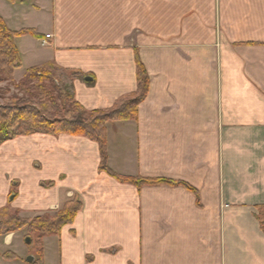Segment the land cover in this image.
<instances>
[{
	"label": "crops",
	"instance_id": "0c3cea01",
	"mask_svg": "<svg viewBox=\"0 0 264 264\" xmlns=\"http://www.w3.org/2000/svg\"><path fill=\"white\" fill-rule=\"evenodd\" d=\"M0 17L37 35L16 39L14 81L49 63L78 72L75 99L89 112L136 92L137 51L149 91L135 122L106 126L108 167L185 185L118 183L84 137L4 143L0 156L13 144L8 176L21 182L11 211L82 204L46 237L58 244L55 264H264V0H0ZM23 167L32 178L19 176ZM5 254L0 264H13Z\"/></svg>",
	"mask_w": 264,
	"mask_h": 264
},
{
	"label": "trees",
	"instance_id": "16d2710c",
	"mask_svg": "<svg viewBox=\"0 0 264 264\" xmlns=\"http://www.w3.org/2000/svg\"><path fill=\"white\" fill-rule=\"evenodd\" d=\"M6 1L14 3L16 0ZM25 35L37 37L33 30L11 31L0 17V85H7L0 86V99L3 101L0 104V146L18 137L36 134L84 137L98 144L99 170L118 183L132 184L137 187L184 185L165 179L124 177L114 173L108 167L106 126L116 122H135L138 118V107L149 91L150 78L137 51L134 53L136 92L120 99L110 110L89 112L75 99L74 80L84 77L78 72L64 70L49 63L26 70L18 82L14 81V72L21 67L16 39ZM8 85L13 86L14 93H11ZM52 186V182L46 185L47 188ZM14 187H16L15 183L11 191ZM9 196L10 204L12 197L15 199L16 194L10 192ZM81 208V202L74 197L64 203L53 217L42 215L26 220L16 212H12L9 205L5 206L0 209V237L23 229L34 233L38 241L51 235L59 236L64 226L73 223ZM257 219L264 230V205L257 207ZM26 244H30L29 239H26ZM30 245L36 248L38 243L32 241ZM3 258L10 260L14 258V255L6 253Z\"/></svg>",
	"mask_w": 264,
	"mask_h": 264
},
{
	"label": "rangeland",
	"instance_id": "374dc122",
	"mask_svg": "<svg viewBox=\"0 0 264 264\" xmlns=\"http://www.w3.org/2000/svg\"><path fill=\"white\" fill-rule=\"evenodd\" d=\"M16 82V81H15ZM1 87L7 86L6 84H2L0 85ZM9 88L11 89V93H14L15 90L13 88L12 85H8ZM8 97V96H7ZM3 101L2 99H0V104H2ZM13 144L7 145V147H5L4 149L2 148V154L0 156V195L2 194V190L5 189V180L7 179V181H9V192L7 195V207L8 205L11 207L12 203L14 202L15 199L18 198L19 196V190L21 187V182L19 178H15V177H10L8 176V168L10 165V161L8 158H4L6 157V154H8L10 151V147ZM18 146V145H17ZM27 146V145H26ZM6 152V153H5ZM28 155V154H25ZM23 156L22 158V162H25V160L28 161V156ZM34 155V154H31ZM31 167L33 169H41V164L39 162H33L31 164ZM21 175L23 178L26 179H30L32 178L31 175L28 174V172H24V167L23 170L21 171ZM16 184V187L12 189V185ZM48 183L47 182H41L39 184L40 188H44L46 189V185ZM10 192H13L14 194H16V197L14 199V197H12L13 199L11 200L10 204H9V198H10ZM9 207V208H10ZM12 209V208H10ZM61 209V208H60ZM59 210H47L44 212H41L39 215H35L34 213L31 216H26L25 218L21 215H19L18 211H15L21 218H24L26 220L30 219L32 220L33 218L42 216V215H48V217H53L55 215V213ZM13 212V211H12ZM48 237V236H47ZM3 239L6 240V238H9V243L11 244L10 247H7L6 245H4V243L2 241H0V258L2 257V254L8 253L9 251L12 252L14 254V258L10 259L9 261H12L13 264H35L36 262H38L37 264H42V261H44V264H55L56 259L58 258V244L50 238H46L44 237L42 240L38 241L36 240V235L34 233H29L26 229H23L20 232L17 233H11L8 234L4 237H2ZM46 238V239H45ZM26 239L30 240V244L32 243V241L38 243L37 247H33L32 245H27L26 244ZM13 240V243H12ZM40 242V243H39ZM9 250V251H7ZM43 253V254H42ZM28 257H32V262L28 263L26 261V259ZM3 259V258H2Z\"/></svg>",
	"mask_w": 264,
	"mask_h": 264
},
{
	"label": "water",
	"instance_id": "95a60500",
	"mask_svg": "<svg viewBox=\"0 0 264 264\" xmlns=\"http://www.w3.org/2000/svg\"><path fill=\"white\" fill-rule=\"evenodd\" d=\"M26 261H27L28 263H31V262H32V257H28V258L26 259Z\"/></svg>",
	"mask_w": 264,
	"mask_h": 264
},
{
	"label": "built area",
	"instance_id": "2783aa9c",
	"mask_svg": "<svg viewBox=\"0 0 264 264\" xmlns=\"http://www.w3.org/2000/svg\"><path fill=\"white\" fill-rule=\"evenodd\" d=\"M49 38H50V35H46V36H45V39H49Z\"/></svg>",
	"mask_w": 264,
	"mask_h": 264
}]
</instances>
